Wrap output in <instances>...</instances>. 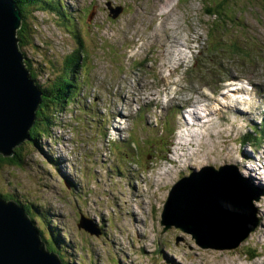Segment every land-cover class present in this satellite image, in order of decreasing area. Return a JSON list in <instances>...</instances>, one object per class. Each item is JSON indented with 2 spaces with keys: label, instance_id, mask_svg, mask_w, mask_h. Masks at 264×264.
Instances as JSON below:
<instances>
[{
  "label": "rangeland",
  "instance_id": "rangeland-1",
  "mask_svg": "<svg viewBox=\"0 0 264 264\" xmlns=\"http://www.w3.org/2000/svg\"><path fill=\"white\" fill-rule=\"evenodd\" d=\"M209 1L213 0H59L60 10L71 17L65 25L58 13H52L56 8L50 13L45 1L39 9V0H32L28 12L36 11L35 17L26 20L32 40L25 47L17 40L18 52L38 64L40 82L45 83L52 76L48 70L62 64L77 48L79 37L89 62L80 76H89L91 83L79 109L66 110L49 130L50 137H38L42 151L28 142L19 145L24 147L22 164L0 169V193L27 205L30 217L43 211L51 216L42 227L44 243L59 258L66 261L68 256V264H117V258L111 260L113 253L121 255L118 264H264V196L259 192L255 206L261 226L233 251L202 249L191 235L174 227L164 230L160 224L173 184L193 169L238 164L242 177L264 190V176H248L245 170L251 163H237L243 152L264 161V145L251 150L243 142L251 131L249 122L260 125L264 116V18L250 11L244 0H229L230 18L213 23L204 9ZM108 5L122 8L117 19L111 18ZM70 31L75 36L65 35ZM229 76L245 82L219 86L229 82ZM226 93L233 96L229 101ZM150 98L155 103L146 109ZM211 99L219 100L216 107L221 111L205 127L185 126L184 111L180 115L172 109ZM231 101L239 102L240 111L228 110L226 103ZM124 128L134 140L132 135L116 139ZM152 131L163 134L149 136ZM109 140L117 143L112 153ZM166 148L167 154L162 151ZM60 157L64 162H53ZM13 181L21 186L19 194L12 191ZM81 215L102 228L101 234L90 236L79 229ZM52 226L59 238L48 228ZM61 239L66 243L56 242ZM252 246L260 255L249 262Z\"/></svg>",
  "mask_w": 264,
  "mask_h": 264
},
{
  "label": "water",
  "instance_id": "water-1",
  "mask_svg": "<svg viewBox=\"0 0 264 264\" xmlns=\"http://www.w3.org/2000/svg\"><path fill=\"white\" fill-rule=\"evenodd\" d=\"M259 2L244 0L250 11L264 18V4ZM113 12L116 19L120 13L118 10ZM21 22V13L14 1L0 0V153L4 156H12L14 149L29 139V131L44 95L17 50ZM201 186L206 188L205 191H199ZM256 194L232 165L194 170L173 186L170 200L168 198L164 206L161 225L164 230L175 227L192 235L203 249L232 250L238 248L259 224L254 205V201L259 200ZM215 196L218 200L211 202ZM244 202L247 206L237 214L236 209ZM222 204L229 206L227 210H222ZM81 222L84 227L88 224L84 218ZM221 222L234 225L235 232L228 238L232 245L222 246L217 239L221 228L217 223ZM0 264H63L42 243L40 232L22 209L2 197Z\"/></svg>",
  "mask_w": 264,
  "mask_h": 264
},
{
  "label": "trees",
  "instance_id": "trees-1",
  "mask_svg": "<svg viewBox=\"0 0 264 264\" xmlns=\"http://www.w3.org/2000/svg\"><path fill=\"white\" fill-rule=\"evenodd\" d=\"M14 1L17 3L18 9L20 10L22 16V24L20 29L18 30L17 37L18 41L20 42V47H25L32 40V36H30V33H32L30 25L26 22L27 19L25 15L27 14V12H25V8L27 7V5H33V3H31L32 0ZM44 1L45 0H42V3L41 0H39V2H36L37 6H41L42 8H44ZM228 1L229 0H213L204 3L205 13L208 16L214 18L213 23L219 22L224 18H230V16L227 15L228 13L232 12V10L229 5H227ZM261 2L264 4V0H260L259 3ZM48 3L46 4L45 2V6L48 7V9H55ZM35 12L36 11H30L28 15H32ZM211 27H213V25H211ZM78 43L79 44H77V48L75 50H73L69 54H66L67 56L63 59L61 65L59 63H56L58 64V66L56 65L55 69L52 68L51 70H48V72L50 73V75L52 74V76H49V80H47L45 85H43L44 96L41 98V103L36 113V122L34 127L30 131V139L27 141V144L37 143L38 137L42 133H45L47 136H49V130L56 125V122H58L57 119H59L60 115L66 112V110L68 111L74 107L80 106H75V101L78 98V101L81 102L78 94L83 86L86 87L90 85L91 80L89 79V76L88 78L87 76H84L83 81L81 82L79 71L84 67V64L88 65L89 62L87 60L88 52L85 48H83L82 42L79 37ZM23 55L24 65L28 68V70H30L32 76L34 78H37L39 72L32 67L33 63H35L34 60L27 58L25 52H23ZM166 131V133L169 135L173 133V129L170 124L167 125ZM253 141L254 138H250L247 136L246 138H244L245 143ZM23 149V146L16 148L14 150L13 156H4L0 154V169H2L6 164L21 165L23 158ZM255 257H257L256 254H252V258ZM64 258L65 257L62 256V260H64ZM66 261L64 260V263Z\"/></svg>",
  "mask_w": 264,
  "mask_h": 264
},
{
  "label": "bare ground",
  "instance_id": "bare-ground-1",
  "mask_svg": "<svg viewBox=\"0 0 264 264\" xmlns=\"http://www.w3.org/2000/svg\"><path fill=\"white\" fill-rule=\"evenodd\" d=\"M16 5V8H18V5H17V3L15 4ZM118 11H119V13H122V8H119L118 9ZM71 18V17H70ZM180 45H182L181 43H180ZM235 77H238V76H235ZM229 83V84H228ZM219 84V86H224V88L226 89L228 86H234V84H233V82L232 81H229V82H227L225 85H224V83H222V82H219L218 83ZM229 90V92H230V90L231 89H228ZM241 90H243V88L241 89ZM145 93V92H144ZM238 93V92H237ZM225 95H227L226 97H225V99L226 100H230V98H232L233 96L232 95H230V94H228V93H226ZM156 101H159L158 100V98H156ZM209 101V100H208ZM219 100L218 99H211L209 102V104L207 105V106H205L204 108H202V110L200 111H196V110H194V111H190V113H188V118H189V120H186L185 121V124L187 125V126H189V127H195V126H198V125H202L203 124V122L205 121V122H209V120H211L210 118H214L215 116H217V114H218V112H220L221 111V107L219 108V107H216V106H218V104L220 105V102H218ZM160 102V101H159ZM242 102V101H241ZM153 103H155V100L153 99V98H150V100H149V102L147 103V106H150L151 104H153ZM237 103H239V102H232L231 101V103H229V102H227L226 103V107L227 108H229L228 110H233V111H240V108L239 107H237L236 106V104ZM183 104V105H182ZM181 105H178V106H176V107H173L172 109L175 111V112H179V111H181V110H183V108H184V103H182ZM88 106V105H87ZM205 110V111H204ZM243 110V109H242ZM244 111V110H243ZM204 118H206V119H204ZM191 121V122H190ZM193 125V126H192ZM193 132L197 135L198 134V131L197 130H193ZM187 143V142H186ZM186 145H188V144H186ZM196 145V144H195ZM189 147H193V145L192 144H189ZM194 155H198V154H194ZM246 156V155H245ZM245 156H242V157H245ZM194 157H196V156H194ZM64 158H66V157H64ZM68 159V158H67ZM239 163V165H243V162H238ZM205 187L204 186H201L200 188H199V191H205ZM171 197V196H170ZM169 200H170V198H169ZM212 200H218V197L217 196H215L213 199L211 198V202H212ZM218 203V201H215V203ZM148 203H150L149 201H148ZM254 203H255V201H254ZM222 207V210L224 211V210H227V208L229 207V206H227V205H221ZM247 206V203L246 202H244V203H242V206L240 207V206H238V208L236 209V211H237V214H239L241 211H243L244 209H245V207ZM163 211H164V209L162 210V213H163ZM237 217H238V215H237ZM89 220V222L91 221L90 219H88ZM235 223V222H234ZM236 224V223H235ZM217 225L218 226H220L221 225V228H220V231H219V235H218V237H217V239L220 241V243H221V245L222 246H225V245H232V242H230V240L228 239L229 238V235L230 234H233L234 232H235V229H234V225L233 224H229L228 225V223H225V224H223V222H221V224L220 223H217ZM229 228H230V230H229ZM190 235V234H189ZM191 237H192V239H193V236L191 235ZM194 240V239H193ZM202 240H205V241H207V240H210L209 238L208 239H203L202 238ZM232 240V239H231ZM196 242V241H195ZM234 243H235V240H234ZM203 249V248H202ZM225 250V249H224ZM233 250H236V248L235 247H233V249L232 250H226V251H233ZM213 251H223V250H217V249H213Z\"/></svg>",
  "mask_w": 264,
  "mask_h": 264
}]
</instances>
